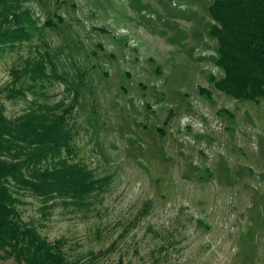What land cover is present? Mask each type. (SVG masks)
Masks as SVG:
<instances>
[{
    "label": "rangeland",
    "instance_id": "374dc122",
    "mask_svg": "<svg viewBox=\"0 0 264 264\" xmlns=\"http://www.w3.org/2000/svg\"><path fill=\"white\" fill-rule=\"evenodd\" d=\"M211 1L14 0L0 21L30 28L0 47V89L25 91L7 112L74 101L75 160L99 179L76 203L19 194L70 259L264 264V96L216 87Z\"/></svg>",
    "mask_w": 264,
    "mask_h": 264
},
{
    "label": "trees",
    "instance_id": "16d2710c",
    "mask_svg": "<svg viewBox=\"0 0 264 264\" xmlns=\"http://www.w3.org/2000/svg\"><path fill=\"white\" fill-rule=\"evenodd\" d=\"M14 4L0 0V21ZM208 9L215 61L222 70L216 87L235 98L264 96V0H212ZM29 30L0 29V47L28 36ZM38 68L28 69L31 76L45 75L35 72ZM9 90L0 89V258L12 257L18 264H84L67 256L61 239H48L37 224L23 219L18 206L23 191L39 197L45 208L76 203L97 187L92 170L75 160L77 131L69 119L74 101L32 102L8 113L4 99L25 95L21 87Z\"/></svg>",
    "mask_w": 264,
    "mask_h": 264
}]
</instances>
